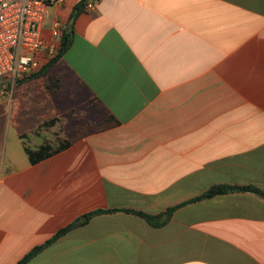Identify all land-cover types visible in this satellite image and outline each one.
Returning <instances> with one entry per match:
<instances>
[{"label":"crops","instance_id":"0c3cea01","mask_svg":"<svg viewBox=\"0 0 264 264\" xmlns=\"http://www.w3.org/2000/svg\"><path fill=\"white\" fill-rule=\"evenodd\" d=\"M72 29L0 83V264L76 220L28 264H264L261 195L186 203L264 191V0H91Z\"/></svg>","mask_w":264,"mask_h":264},{"label":"built area","instance_id":"2783aa9c","mask_svg":"<svg viewBox=\"0 0 264 264\" xmlns=\"http://www.w3.org/2000/svg\"><path fill=\"white\" fill-rule=\"evenodd\" d=\"M64 0H0V83H13L20 76L38 71V53L46 46L44 23L47 9ZM92 7V4H89ZM67 24L55 19L52 35L59 39L48 47L54 53Z\"/></svg>","mask_w":264,"mask_h":264},{"label":"trees","instance_id":"16d2710c","mask_svg":"<svg viewBox=\"0 0 264 264\" xmlns=\"http://www.w3.org/2000/svg\"><path fill=\"white\" fill-rule=\"evenodd\" d=\"M91 0H79L78 3L75 5L74 10L71 13L70 16V24L69 28L63 31L61 37H60V44L58 46L57 52L55 56L44 66L40 71L37 73L32 74L28 78H33V77H38L44 73H46L63 55V53L68 49L69 44H70V34L72 33V28H73V23L79 16V14L86 8V5L88 2ZM93 1H99V0H93ZM230 192H253L261 195L264 193L263 190L260 188L253 186V185H214L211 188H209L204 194L201 196L192 199L190 202L186 203H192L196 202L205 198H210L219 194H224V193H230ZM176 207L171 208L170 211L176 209ZM129 212L136 213L143 217L150 225H157L160 224L157 220V217L144 212V211H137V210H126ZM104 212L103 210H96L88 214V216H92L98 213ZM81 224L80 220H76L66 227L62 228L59 230L50 240H48L46 243L36 246L33 248L30 252H28L17 264H28L30 260L35 257L40 251H42L45 247H47L49 244H51L53 241H55L57 238L60 236L64 235L65 233L69 232L70 230L76 228Z\"/></svg>","mask_w":264,"mask_h":264},{"label":"rangeland","instance_id":"374dc122","mask_svg":"<svg viewBox=\"0 0 264 264\" xmlns=\"http://www.w3.org/2000/svg\"><path fill=\"white\" fill-rule=\"evenodd\" d=\"M51 13H52V9L48 10L47 9V13H46V22L49 24V20L51 17Z\"/></svg>","mask_w":264,"mask_h":264},{"label":"water","instance_id":"95a60500","mask_svg":"<svg viewBox=\"0 0 264 264\" xmlns=\"http://www.w3.org/2000/svg\"><path fill=\"white\" fill-rule=\"evenodd\" d=\"M262 198L264 199V193L261 194Z\"/></svg>","mask_w":264,"mask_h":264}]
</instances>
